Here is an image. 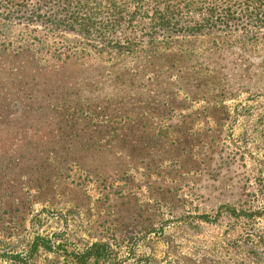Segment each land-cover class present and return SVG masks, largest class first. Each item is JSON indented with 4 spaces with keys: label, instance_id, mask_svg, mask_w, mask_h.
<instances>
[{
    "label": "rangeland",
    "instance_id": "1",
    "mask_svg": "<svg viewBox=\"0 0 264 264\" xmlns=\"http://www.w3.org/2000/svg\"><path fill=\"white\" fill-rule=\"evenodd\" d=\"M2 30L0 37L4 35L8 41L35 34L32 29L27 31L21 26ZM256 38L263 45L249 49L241 47L249 43V36L240 33L216 32L168 42L176 49L196 51L175 58H170L168 53L160 55L148 66L153 71L169 70L165 72L169 74L168 81L159 84L160 91L183 85V89H190L187 90L190 100H197L192 103L193 108L185 110L186 116L180 121L169 118L181 110L179 102L173 105L176 111L172 115L161 112L151 98H141L139 103L130 105L126 101L127 92H118L124 89L119 85L123 80L119 71L112 72L111 82L98 80L90 89H79L74 84L70 87L68 82L91 77L96 65L86 63L55 77L61 83L55 93L66 104L81 103L82 99L90 98L88 92H93L98 105L105 106L104 96L108 92L112 110L131 119L123 131L133 135L132 138L147 139L155 135L159 122L164 120L169 136L173 137L169 140L184 137L183 133L188 132L194 147L200 149L197 151L202 164L199 171L203 173L195 174L189 184L172 172L167 175L168 171L130 172L125 164L127 157L143 161L146 155L129 147L130 152L126 150L123 155L116 148H110V153L85 156L81 161L83 168L90 170L93 173L90 176L98 178V182L81 174L67 181L59 177L47 180L48 170L40 166L41 144L45 133L61 132L63 124H59L55 114L59 111L48 109L53 115L37 120L38 123L46 120L42 128L30 123L34 128H41L37 131L28 127L27 120H10L13 128L4 121L0 125V252H19L37 232L48 238L65 234L67 253L80 252L92 242H107L112 248L113 264H264V218L235 219L219 210L226 203L235 204L238 210L251 211L264 204V32ZM215 42L234 46L204 52L214 47ZM145 74L148 73L141 70L130 75L146 79ZM139 85L145 89L148 84H133ZM101 86H104L103 93H97L95 90ZM19 104L16 108L21 114L26 103ZM33 107L36 109L37 105ZM142 110L149 113V118L139 122L133 115ZM161 144L160 148V144L147 147L144 153L148 149L159 155H167L166 150L175 152L172 147L166 148V142ZM189 154L186 150L184 156L188 158ZM174 157L178 158L176 154ZM66 167L74 166L61 163L59 169ZM181 175L189 176L183 172ZM190 187L193 188L190 190ZM60 212L68 213L66 221L58 216ZM203 214L215 221L205 223L197 218ZM73 263L72 257L64 258L62 252L44 251L30 262ZM0 264L12 263L0 258Z\"/></svg>",
    "mask_w": 264,
    "mask_h": 264
},
{
    "label": "trees",
    "instance_id": "2",
    "mask_svg": "<svg viewBox=\"0 0 264 264\" xmlns=\"http://www.w3.org/2000/svg\"><path fill=\"white\" fill-rule=\"evenodd\" d=\"M12 26H21L27 31L32 29L35 34H26L11 41L4 35L0 37V125L6 121L7 126L13 128L10 120H27L28 127L37 131L46 124V120L41 121L42 123L37 120L53 115L48 109L59 111L55 114L60 120L59 124H63L61 132L58 135H53V131L45 133L41 144L40 166L48 170L47 180L53 181L59 177L67 181L68 178L81 174L86 179L90 177L98 182V178L90 176L93 175L90 170H84L81 161L85 156L106 151L110 153V148H116L115 151L123 155L126 150L129 153L127 148L131 147L146 156L143 161L127 157L125 164L128 171H168L167 175L172 172L179 179L183 177L180 179L182 182L191 184L195 174L203 173L199 171L202 164L197 151L200 149L194 147L192 135L189 136L185 131L184 137L178 139L175 136V139L169 140L173 137L169 136L170 131L165 128L164 120L161 124L158 121L155 135L151 134L147 139L132 138L133 135L123 131L124 126L131 124V119L112 110L108 92L104 96L107 110L105 106L98 105L93 92H88L90 98L82 99L81 103L66 104L62 102L63 97L55 93L61 84L56 78L67 69H76L86 63L96 65L91 77L70 79L68 82L70 87L74 84L79 89H90L95 81L111 82L112 72L119 71L123 79L119 85L124 86V89H113L120 93L126 91V101L130 105L139 103L141 98H151L161 112L172 115L176 111L172 109L173 105L179 102L181 110L169 118L183 120L185 110L193 108L192 103L197 100H190L191 96L187 91L190 89H183V85L178 88L177 83L172 85L175 90L160 91L159 84L168 81L169 74L165 72L169 70L158 68L153 71L148 67L150 62L167 53L170 58H175L196 52L191 48L176 49L170 45L168 42L175 38H199L216 32L249 36V43L241 46L245 49L262 46L263 43H258L256 37L264 32V0H0V34L3 33L2 29ZM160 42L164 43L158 44ZM213 46L204 52L223 47L228 49L234 44L215 42ZM141 70L150 75L145 74L146 79L130 75L140 73ZM159 73L162 77H159ZM46 74L47 80L44 81ZM136 82L148 85L145 89L141 85L134 87ZM103 87L95 91L103 93ZM22 102L26 103V107L19 114L16 106ZM35 105L36 109L33 107ZM148 114L142 110L133 117L141 122ZM30 123L40 125L41 128H34L35 125ZM26 130L27 128L24 131ZM161 142H166V148L172 147L175 152L166 150L167 156L155 154V150L148 149L144 153L147 147L160 144V148ZM186 150L192 154L188 158L184 156ZM175 154L178 158L174 157ZM61 163L74 167L59 169ZM128 171L124 174L127 175ZM182 172L189 176H182ZM235 206L230 203L221 204L219 210L235 219L264 218V204L254 211L238 210ZM66 214L68 213L60 212L58 216L66 221ZM197 218L205 223L215 221L206 214ZM64 235L54 234L52 238H48L35 232L26 247L19 252H0V258L12 264H30L38 253L44 251L52 254L62 252L64 258L72 257L73 264H113L112 248L107 242H92L80 252L74 250L67 253V238Z\"/></svg>",
    "mask_w": 264,
    "mask_h": 264
}]
</instances>
